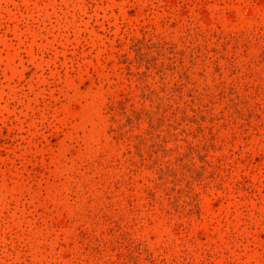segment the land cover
Instances as JSON below:
<instances>
[{
  "label": "rangeland",
  "instance_id": "374dc122",
  "mask_svg": "<svg viewBox=\"0 0 264 264\" xmlns=\"http://www.w3.org/2000/svg\"><path fill=\"white\" fill-rule=\"evenodd\" d=\"M0 264H264V0H0Z\"/></svg>",
  "mask_w": 264,
  "mask_h": 264
}]
</instances>
